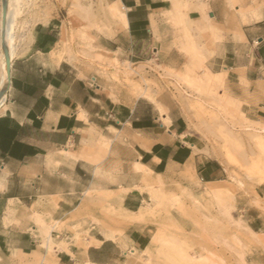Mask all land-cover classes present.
Here are the masks:
<instances>
[{"label":"crops","instance_id":"1","mask_svg":"<svg viewBox=\"0 0 264 264\" xmlns=\"http://www.w3.org/2000/svg\"><path fill=\"white\" fill-rule=\"evenodd\" d=\"M110 1L126 25L102 48L119 62L180 75L201 64L198 74L223 75L227 95L264 124V0ZM53 36L42 28L26 55L19 47L0 107V264H146L144 234L123 217L139 212L142 189L190 166L209 183L224 170L189 149L170 94L153 101L86 76L51 56Z\"/></svg>","mask_w":264,"mask_h":264},{"label":"rangeland","instance_id":"2","mask_svg":"<svg viewBox=\"0 0 264 264\" xmlns=\"http://www.w3.org/2000/svg\"><path fill=\"white\" fill-rule=\"evenodd\" d=\"M18 4L15 35L24 37L22 56L45 28L54 35L46 47L51 56L74 64L86 76H107L153 101L158 93L170 94L187 121L189 149L204 163L211 161L224 170L223 180L214 183L203 180L191 166L151 179L142 189L148 198L139 212L125 211L123 216L137 222L144 234L142 260L166 264L159 251L164 243H172L184 253L206 258L205 264H264V154L254 145L256 136H264V124L249 120L242 103L227 95L224 76L207 70L198 74L201 64L190 65L187 74L180 75L157 64L119 62L102 48L118 27L126 25V20L112 16V8L123 16L125 11L110 0H20ZM2 8L0 0V16ZM226 137H235L238 146L226 144ZM141 214H145L142 219ZM50 231L42 232L45 248ZM55 243L50 240V250ZM63 246L66 242L59 244L60 249Z\"/></svg>","mask_w":264,"mask_h":264},{"label":"bare ground","instance_id":"3","mask_svg":"<svg viewBox=\"0 0 264 264\" xmlns=\"http://www.w3.org/2000/svg\"><path fill=\"white\" fill-rule=\"evenodd\" d=\"M19 1L20 0H2L3 8L0 16V107L4 104L6 100V90L10 82L11 62L13 59L19 58L22 55L19 52V47L24 41V37L22 35L17 38L15 35V27L17 23V7L19 5ZM176 6H178V3ZM113 9L114 8L110 9L113 17H118L120 19L122 18L124 19V21L126 20V17L123 16V13L121 11H116ZM17 39H19L18 43H16ZM255 138L256 139L254 140V145L260 150L262 154H264V136H256ZM225 140L227 142L226 144H229L233 147L238 146L235 137H226ZM262 157L264 158V155H262ZM220 208L223 210L224 213H228L226 209L222 207ZM144 216L145 214H141L140 218L142 219ZM47 239L49 240L46 243V246L49 247L51 245V237L49 236ZM159 257L163 259V262H167L166 264H205L206 260V258L204 259L201 256H196L195 254L184 253L175 244L172 243L163 244L159 251ZM206 264H208L207 261Z\"/></svg>","mask_w":264,"mask_h":264}]
</instances>
